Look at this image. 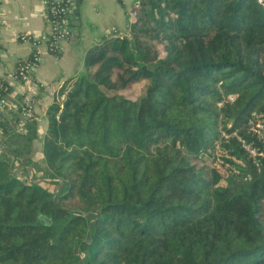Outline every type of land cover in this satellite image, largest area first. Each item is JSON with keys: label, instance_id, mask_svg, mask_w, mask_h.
Segmentation results:
<instances>
[{"label": "trees", "instance_id": "trees-1", "mask_svg": "<svg viewBox=\"0 0 264 264\" xmlns=\"http://www.w3.org/2000/svg\"><path fill=\"white\" fill-rule=\"evenodd\" d=\"M137 2L49 108L39 176L2 114L0 264H264V157L238 139L264 154V0Z\"/></svg>", "mask_w": 264, "mask_h": 264}, {"label": "crops", "instance_id": "crops-1", "mask_svg": "<svg viewBox=\"0 0 264 264\" xmlns=\"http://www.w3.org/2000/svg\"><path fill=\"white\" fill-rule=\"evenodd\" d=\"M43 0H0V79L6 80V94L13 108L1 111L0 123L6 124L2 114L11 112L19 118L17 108L23 102L32 105L36 120L26 122L20 129L33 140L34 170H45L41 145L48 126V110L66 93L68 82L84 73L83 63L87 53L102 40L112 37V29L121 34L128 32L130 12L137 0H80L72 6V36L61 42L56 54L42 51L40 61L28 81H13L6 77L31 53L30 42L20 40L28 36L46 43L50 21L42 5ZM54 85L53 91L42 85ZM26 129V130H25ZM0 139H4L1 134ZM29 176H32V167ZM32 168V169H31Z\"/></svg>", "mask_w": 264, "mask_h": 264}, {"label": "built area", "instance_id": "built-area-1", "mask_svg": "<svg viewBox=\"0 0 264 264\" xmlns=\"http://www.w3.org/2000/svg\"><path fill=\"white\" fill-rule=\"evenodd\" d=\"M75 0H43L42 5L46 10L47 17L50 21V31L48 37L46 39V43H42L39 40H32L28 36H21L20 40L23 42H30L32 45L30 55L24 60L20 61L16 68L7 75L8 80L13 81H28L31 74L35 71L41 55L42 51H47L51 54H56L59 52L61 47V42L68 40L72 36V6ZM138 7V2L133 6L132 11L130 12V19L134 21L135 17V9ZM130 27V25H129ZM129 29V28H128ZM115 37H126L128 36V32L126 34H121L117 30L112 29V35ZM48 90L53 91L55 86L50 85H42ZM9 90V86L6 80L0 79V110L5 111L13 108V105L8 101L6 94H2L4 91ZM67 92V91H66ZM65 94L57 101V104L60 108H62V102L64 100ZM229 100H232V96H228ZM18 113V122L17 127L21 128L26 122L36 120V117L33 112L32 105L28 102H23L17 108ZM249 125L251 131L256 135L257 138L261 139L264 136V120L261 115L256 113L251 114V118L249 120ZM226 138L227 136L224 135ZM243 149L249 154L251 157L261 156L264 157L262 152L258 153L254 148H252L245 141L240 140L242 138H238ZM1 152V149H0ZM257 166V165H256Z\"/></svg>", "mask_w": 264, "mask_h": 264}, {"label": "water", "instance_id": "water-1", "mask_svg": "<svg viewBox=\"0 0 264 264\" xmlns=\"http://www.w3.org/2000/svg\"><path fill=\"white\" fill-rule=\"evenodd\" d=\"M80 2V0H75V3L78 4Z\"/></svg>", "mask_w": 264, "mask_h": 264}]
</instances>
